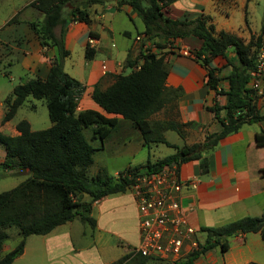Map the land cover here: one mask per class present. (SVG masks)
<instances>
[{"label": "trees", "instance_id": "trees-1", "mask_svg": "<svg viewBox=\"0 0 264 264\" xmlns=\"http://www.w3.org/2000/svg\"><path fill=\"white\" fill-rule=\"evenodd\" d=\"M102 0H34L30 7L43 14V19L29 23L45 49L56 46L59 57L54 59L46 79L30 78L17 85L7 99V110L2 122L14 118L17 111L29 98L45 100L52 126L46 130L33 131L28 121L16 125L18 136L11 137L0 132V144L6 155L2 168L26 178L15 188L0 194V252L10 239L6 231L16 228L20 241L13 250L0 259V264H13L23 252L28 237L50 234L57 227L79 220L96 228L91 216L93 205L109 196L124 194L131 189L134 179L142 173H158L166 166L182 165L203 160L223 139L237 133L244 125L264 121L259 111L258 93L250 86V72L255 69L259 50L264 44V17L262 33L253 36L248 43L224 31L217 33L211 18L202 15L193 20H172L165 16L177 0H118V6L128 5L142 20L145 30L137 50H130L124 62L128 74L117 75L113 84L103 90L95 85L92 99L107 114L118 115L139 129L143 145L150 151L158 144L172 146L165 132L174 130L183 136L182 126L176 122L153 120L169 104L170 98L179 96L178 90L166 87L169 64L165 56L147 53L145 46L152 42L164 50L185 38L194 37L202 42L195 51L196 60L207 68V84L223 102L214 101L211 110L215 113L221 131L209 133L202 142L175 147L172 155L148 160L146 164L128 167L114 177L106 169L94 176L89 168L94 163L97 149L86 138L84 129L94 127V138L103 141L117 125L116 118H107L93 110L78 111V101L85 91L78 80L64 69L70 56L65 47L64 35L70 22L89 24L87 8ZM17 17L8 24L16 23ZM60 34H56V29ZM232 50L233 59L227 53ZM94 50L88 44L85 57L91 60ZM143 62L139 70H133ZM225 60L223 67H230L225 80L227 89H219L221 67H212L215 60ZM226 115L221 117V112ZM264 145V131L259 135ZM206 162L203 161V169ZM87 196L88 201L83 197ZM206 239L184 260L168 263L143 257H135L126 263L129 255L113 264H196L205 253L220 248L226 252L229 240L239 234L260 233L264 241V216L245 217L219 227H202ZM255 264V263H251Z\"/></svg>", "mask_w": 264, "mask_h": 264}, {"label": "crops", "instance_id": "crops-1", "mask_svg": "<svg viewBox=\"0 0 264 264\" xmlns=\"http://www.w3.org/2000/svg\"><path fill=\"white\" fill-rule=\"evenodd\" d=\"M30 1L15 9L0 26V69L14 68L18 65L22 73L18 77L19 84L30 78L46 79L53 60L59 57L56 46L48 49L41 46L29 25L37 19L42 20L43 14L33 9L24 17L19 16L26 12L28 3L29 5L32 3ZM250 1L177 0L165 12V16L172 20L185 21L207 15L211 18L217 33L224 31L248 43L253 36L260 35L263 28L262 26L258 30L250 20V13L247 11ZM239 4L244 6L246 11L235 23L233 17L240 7ZM87 10L90 16L89 24L70 22L67 26L64 42L71 54L65 59L64 69L85 86V91L78 101V111L93 110L107 118H116L117 127L124 118L107 114L94 102L92 92L95 85L105 90L113 84L117 75L130 72L129 70L125 73L124 62L130 50L138 49L142 40L137 38L144 37L145 26L142 22L141 29H136V33L133 34L123 18L134 24L140 18L130 6H118V0H102L91 4ZM17 16L19 18L16 23L8 24ZM56 34H60V29H56ZM91 38L93 43L90 47L95 53L93 59L87 60L85 53ZM175 46L197 51L202 42L190 37L177 42ZM75 52L80 56L77 64L73 61ZM159 54L165 56L169 64L166 87L169 90H178L179 96L177 98L172 96L166 108L152 119L176 122L182 126L183 136L174 130L165 132L167 142L172 145L168 146L173 149L169 154L172 155L177 146L202 142L207 134L221 131L211 107L214 101L222 103L224 98L208 86L207 68L195 58L184 57L168 48L160 50ZM227 57L234 58L232 50H229ZM224 64L225 60L215 59L211 66L221 67ZM103 66H106V71L103 70ZM229 73L230 67L222 68L219 75L223 80L219 89H227L225 78ZM4 74L14 79L11 69L4 70ZM14 88L0 101V132L11 137L20 134L16 129L19 122L15 125L12 122L14 118L5 123L2 120L7 110V99L12 96ZM258 96V108L264 115V94ZM31 107L34 108V104ZM220 115L224 117L226 112L222 111ZM28 122L32 129L31 122ZM262 131L264 121L244 125L237 133L229 135L206 153L203 160L189 162L180 168V177L187 185L182 188L179 200L189 226L202 234L201 238L197 236L200 243L206 239V233L201 232L202 227H219L245 217L264 216V145L258 137ZM169 134L174 135V140L170 141ZM104 140L93 136V142L90 140L89 142L99 151L104 148ZM98 141L101 147L94 144ZM141 142L143 144V139ZM159 145L161 144L154 148H158ZM5 155L6 152L0 164L4 162ZM204 160L206 168L203 169ZM130 166L134 167L129 165L110 175L117 177ZM101 169L106 168L99 170ZM189 181L194 184L188 185ZM91 216L97 222L95 229L85 224L88 228L75 230L73 221L57 227L48 235L40 236L47 264H113L126 255H129L126 263L134 260L130 249L139 244L140 231L138 208L132 192L129 190L124 194L109 196L96 202ZM111 237H116L117 244L121 246L120 253L115 257L112 256L110 249ZM30 238L31 236L27 239L23 254L16 260L26 256ZM251 263L264 264V241L260 233L239 234L229 240L226 252L215 248L203 254L196 262V264Z\"/></svg>", "mask_w": 264, "mask_h": 264}, {"label": "rangeland", "instance_id": "rangeland-1", "mask_svg": "<svg viewBox=\"0 0 264 264\" xmlns=\"http://www.w3.org/2000/svg\"><path fill=\"white\" fill-rule=\"evenodd\" d=\"M29 1L30 0H0V26L3 21L9 18L15 9L24 6ZM31 1L33 2L34 0ZM25 9L26 12L19 15L20 17H24V15L33 11V9L36 10L35 8L30 7L29 3ZM244 11H246V9H244V6L242 7L240 5L233 17L235 23L241 19ZM247 11L250 13V20L252 21L253 26L259 30V28L263 26L264 0H251L248 3ZM19 16H17V18H19ZM123 19L124 23L129 25L128 27L133 34L136 33V29H141L140 25L142 24V21L140 19H138L135 24L127 18ZM79 59L80 56L78 52H75L73 61L77 64ZM7 69H11V74L14 79H11L4 74V70ZM7 69L6 67H1L0 69V101L11 92L10 90L19 84L18 77L22 74L18 65L14 68L7 67ZM128 72L129 69H126L125 73ZM32 104H34V108L31 107ZM21 120L30 121L32 129L35 131L46 130L52 126L45 100L29 98L26 104L21 107L18 113L14 116L12 122L16 125ZM84 133L86 138L93 142L94 127L85 128ZM6 134L9 133L6 132ZM169 137L170 141L175 138L172 134H169ZM141 139L142 136L139 129L136 128L132 122L121 119L112 134L104 140V148L96 151L95 162L88 170L89 175L94 176L100 168H106L109 174H114L116 171L122 170L129 165H144L148 160L153 162L173 152L172 148L162 144L159 145L158 148H154L156 146L152 147L149 151L147 147L142 144ZM94 144L101 147L99 141ZM5 152L4 146L0 144V160L4 158ZM117 177H119V174ZM25 178L24 175L13 174V172L5 170L0 164V194L15 188L24 181ZM83 199L86 201L89 200L87 196H84ZM129 216L132 217V215ZM74 225L75 230L79 231L83 227L84 229L85 227L88 228L87 225L81 223L79 220H75ZM6 231L10 235V239L5 242L3 250L0 252V259L13 250L20 241L18 230L16 228H8ZM197 236H200L201 238L202 234L197 233ZM40 239V236H31L26 256L20 260H16L13 264H47L46 254L43 248H41ZM110 242L112 256L115 257L120 253L121 246L117 244L116 237H111ZM148 264H158V262L151 261L148 262Z\"/></svg>", "mask_w": 264, "mask_h": 264}, {"label": "built area", "instance_id": "built-area-1", "mask_svg": "<svg viewBox=\"0 0 264 264\" xmlns=\"http://www.w3.org/2000/svg\"><path fill=\"white\" fill-rule=\"evenodd\" d=\"M92 43L91 38L89 45ZM168 47L184 57L196 59L195 51L191 49ZM145 49L147 53L159 54L160 51L152 42H148ZM142 62L140 59L133 70H139ZM103 70H107L106 66ZM250 77L251 88L260 95L264 94V45L259 50ZM193 184L188 182V185ZM186 185L176 165L166 166L158 173H142L135 177L131 192L139 213L140 242L130 249L132 257L176 263L199 247L197 232L189 226L179 200Z\"/></svg>", "mask_w": 264, "mask_h": 264}]
</instances>
